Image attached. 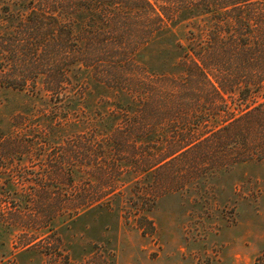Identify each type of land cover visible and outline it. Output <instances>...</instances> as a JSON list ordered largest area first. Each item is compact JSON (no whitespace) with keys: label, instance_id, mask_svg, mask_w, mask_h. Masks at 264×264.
Segmentation results:
<instances>
[{"label":"rangeland","instance_id":"374dc122","mask_svg":"<svg viewBox=\"0 0 264 264\" xmlns=\"http://www.w3.org/2000/svg\"><path fill=\"white\" fill-rule=\"evenodd\" d=\"M74 2L0 0V264H264V0L121 48Z\"/></svg>","mask_w":264,"mask_h":264},{"label":"trees","instance_id":"16d2710c","mask_svg":"<svg viewBox=\"0 0 264 264\" xmlns=\"http://www.w3.org/2000/svg\"><path fill=\"white\" fill-rule=\"evenodd\" d=\"M158 2L167 4V7H163L164 5H162L161 9L163 10V13L167 14V17L175 24H178L184 21L190 22L192 18H195L199 15L201 16L202 12L204 11L205 5H206L205 4L206 0H84V3L74 2L72 5H68L67 7L69 8V14L77 15V11L76 10L73 11L72 9H74L75 7H80V8H83L82 11L88 12V15L91 16L89 19V22L92 23V25L89 24V29L85 28L86 29L85 32L87 33V37L85 39H88V40H92V39L97 40L98 38L102 36L101 35L102 33L95 29L96 26L94 22L99 21L102 23L104 22L106 23L107 20H109L106 17V15H109L110 12H113V15H112L113 17L111 18V20H109L111 21L113 25V28L111 29L112 31L109 32L108 34L106 33V31H104L103 38L105 39V41H108L109 35L111 34L113 37V40L116 41L115 43L112 42L115 48L117 46H120L119 48H121V45L125 42L124 40H134V38L137 37L136 36L137 34H141L143 39L146 38L145 36H147V38H151L152 33L149 34V32H145L142 28H138L139 26L137 24L139 22L144 23V19H143L144 15L148 16L151 13L157 14L155 4H158ZM228 2H233V5H234L233 8L238 13V9H236L237 4L240 2H245V0H240V1L239 0H225V1L215 0V6H221V8H225L229 4H231ZM101 7H104L105 10L104 11L101 10L100 9ZM137 12L140 13V17H136ZM81 20L84 21V19H81ZM157 20L161 21L162 24H166V22L164 23V19L160 15ZM77 21L80 23L79 16H78ZM113 21L115 24L113 23ZM73 22L75 21L73 20ZM234 28L235 27L233 25L232 29L234 33H232V36H233L232 42L230 43L227 41V44H228L227 48H229L230 46L231 52L233 51V53H235V51L239 47V40L235 39L238 31H236V29ZM139 30H141L142 33H139L140 32ZM249 30H250L249 27L248 28L245 27L242 29V35L243 36L247 35V38H245V40H248L250 37ZM240 46H241L240 51L243 54L242 56L244 57V61L249 62L247 58L250 52H251V55L254 54V47L252 48V44L250 45V41H244L243 43L240 44ZM250 46L251 48H249ZM192 52H196V51H191L189 47H186L184 54L182 55V57H180V60L178 59L179 61H177V64H176V61L172 62L170 66H172V64L174 65L173 67H170V68L178 67L180 69H183L184 71H193L192 69L198 68L201 70L203 69V71H206L207 63H206V60H204V55H203V67L202 66L200 67L198 60H196L192 54L190 55V53ZM188 53L189 55H186ZM125 60H126V57L124 60L119 61L121 62L120 64L113 67L111 71L113 75L121 76V74L127 75L126 73L128 74H132L134 72L136 73L137 70H136L135 65L133 63H129V65H126ZM122 62L124 64H122ZM127 82H129V84L130 83L133 84L134 78L129 77L127 79ZM166 158H164L163 160H165ZM238 161L239 160H237V162Z\"/></svg>","mask_w":264,"mask_h":264}]
</instances>
